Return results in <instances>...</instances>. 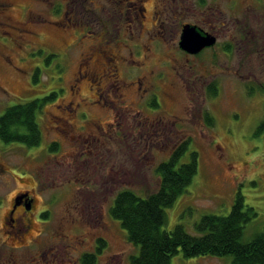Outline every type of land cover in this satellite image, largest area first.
Returning <instances> with one entry per match:
<instances>
[{
    "label": "rangeland",
    "instance_id": "374dc122",
    "mask_svg": "<svg viewBox=\"0 0 264 264\" xmlns=\"http://www.w3.org/2000/svg\"><path fill=\"white\" fill-rule=\"evenodd\" d=\"M185 23L214 45L180 50ZM51 93L38 146L0 141V264H81L101 239L95 264H128L135 248L109 207L122 189L155 190L156 166L186 139L179 161L197 152V171L163 228L195 233L239 192L257 213L243 239L264 234V0H0V115ZM24 190L33 223L21 236L2 218ZM170 264L230 257L179 251Z\"/></svg>",
    "mask_w": 264,
    "mask_h": 264
},
{
    "label": "trees",
    "instance_id": "16d2710c",
    "mask_svg": "<svg viewBox=\"0 0 264 264\" xmlns=\"http://www.w3.org/2000/svg\"><path fill=\"white\" fill-rule=\"evenodd\" d=\"M209 92L215 93L216 90L210 87ZM53 95L6 107L0 115V141L25 147L38 146L42 137L36 115L44 101ZM151 105L158 106L156 97ZM205 120L207 124L213 123V118L207 114ZM263 131L264 120L258 123L254 134ZM188 142L189 139L183 140L166 160L156 166L159 182L155 190L140 194L122 189L116 193L109 207L110 218L117 221L127 242L135 248L128 264H170L171 257L179 251L184 257L229 256L230 264H264V234L255 233L249 239H243L245 225L257 213L244 203L239 192L226 215H202L194 224L195 233L187 232L180 224L174 225L170 231L163 228L167 221L166 209L185 192L197 171V152L191 151L187 162L179 161ZM56 146L53 141L48 149L55 150ZM98 243L102 247L104 240ZM100 247L96 246V254L85 252L80 259L81 264H95Z\"/></svg>",
    "mask_w": 264,
    "mask_h": 264
},
{
    "label": "water",
    "instance_id": "95a60500",
    "mask_svg": "<svg viewBox=\"0 0 264 264\" xmlns=\"http://www.w3.org/2000/svg\"><path fill=\"white\" fill-rule=\"evenodd\" d=\"M215 42V35L202 30L194 24L185 23L181 27L178 47L187 54H197L202 49L213 46ZM23 198V195H16L14 197L13 206L9 213L10 216L12 215L16 206L21 204V199L23 200ZM22 204L26 206V204Z\"/></svg>",
    "mask_w": 264,
    "mask_h": 264
},
{
    "label": "flooded vegetation",
    "instance_id": "af4514ba",
    "mask_svg": "<svg viewBox=\"0 0 264 264\" xmlns=\"http://www.w3.org/2000/svg\"><path fill=\"white\" fill-rule=\"evenodd\" d=\"M211 34H213V33H211ZM213 35H215V34H213ZM215 37H216V35H215ZM88 58H90V57L87 56L86 59H88ZM87 63H89V61H87ZM87 141L88 140H86L84 142H87ZM18 195L24 196L23 200L21 199V204L16 206V208L14 209V211L12 213V216L9 217L10 223L7 222V217L9 216V210L11 208L8 210L7 213H5L4 217L2 218V223L9 226L11 228V230H13L12 231L13 233L17 232L18 235L22 236L25 233L28 234L29 231L31 230L30 228L32 227L33 218L31 216V214H32L31 209L34 207V199H33V197H31L29 195V192L26 190L19 192ZM22 203H26V206L22 205ZM12 205H13V201H12L11 207H12ZM19 207L22 208V211L20 213H18V211H17ZM16 212L18 214H16ZM39 213H38V215H39ZM41 213H43V212L41 211Z\"/></svg>",
    "mask_w": 264,
    "mask_h": 264
}]
</instances>
